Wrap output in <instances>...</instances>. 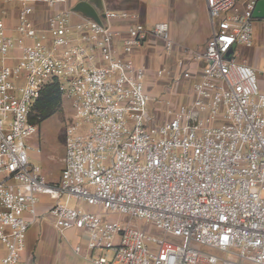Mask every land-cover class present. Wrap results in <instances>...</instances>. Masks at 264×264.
Wrapping results in <instances>:
<instances>
[{
	"label": "built area",
	"instance_id": "obj_1",
	"mask_svg": "<svg viewBox=\"0 0 264 264\" xmlns=\"http://www.w3.org/2000/svg\"><path fill=\"white\" fill-rule=\"evenodd\" d=\"M70 1L83 0H43L42 26L27 0L13 29L0 20V264H24L39 218L76 232L73 251L91 264H264V72L258 83L235 60L253 47L260 0H205L211 36L202 52L180 48L175 71H155L171 78L161 95L130 55L148 38L172 53L168 24L122 10L96 22ZM53 82L71 115L50 182L29 163L39 128L29 116Z\"/></svg>",
	"mask_w": 264,
	"mask_h": 264
},
{
	"label": "crops",
	"instance_id": "obj_2",
	"mask_svg": "<svg viewBox=\"0 0 264 264\" xmlns=\"http://www.w3.org/2000/svg\"><path fill=\"white\" fill-rule=\"evenodd\" d=\"M21 0H0V20H2L8 30L13 29L17 22L18 11ZM35 8L34 19L39 26L45 22L49 14L43 0H27ZM90 4L97 14L104 10L126 11L139 16V22L149 26L158 22L167 23L169 26L170 37L175 44L172 53H167L162 47V43L153 38H148L137 48H134L131 59L147 68L148 78L155 77V71L159 68H166L167 63L171 62L174 70L175 60L184 56L180 48L188 51H203L208 39L211 36V23L208 15L205 0H83ZM76 3L69 2V6ZM129 22H115L116 29L124 31ZM253 26L259 32L264 30V0H260L253 12ZM124 34H122V37ZM254 45V43H253ZM249 49H253L249 48ZM256 59V58H255ZM243 63L254 68L252 60H243ZM168 79V78H167ZM168 79L167 85H170ZM166 85V86H167ZM49 200L40 197L38 214L43 215ZM38 221V223H36ZM27 231L25 253L30 256V264H54L55 257L60 245L59 237H70L72 230L60 234L53 227L48 218H39ZM45 222H48L46 224ZM75 233V232H74ZM69 239V238H67ZM90 264V263H89Z\"/></svg>",
	"mask_w": 264,
	"mask_h": 264
},
{
	"label": "rangeland",
	"instance_id": "obj_3",
	"mask_svg": "<svg viewBox=\"0 0 264 264\" xmlns=\"http://www.w3.org/2000/svg\"><path fill=\"white\" fill-rule=\"evenodd\" d=\"M253 36H254V45L253 49H246L244 47L239 48L237 51L238 54L235 58L237 62H242L243 60L250 61L254 63V68L258 75V83H260L261 73L264 72V30L259 32L253 26ZM193 52H202L198 50H193ZM256 58V59H255ZM172 64L171 62L167 63L166 70ZM168 68V69H167ZM146 86L152 94L161 95L166 91V85L168 83L167 76H164L160 79L150 76L146 80ZM181 92V91H180ZM183 92V91H182ZM71 115V109L69 102L62 99V109L60 114L46 120L38 128V132L34 135L31 140V144L37 151L32 152L30 155L29 163L39 165L45 175L46 179L50 182H55L58 179L59 172L62 168V157L64 154V132L65 128L69 123ZM70 206H76V203L71 201ZM39 212L37 208V213ZM123 224L128 225L130 229H138L146 232L154 237H158L161 234L159 231L153 229L151 225L145 221L132 220L129 222V218H122ZM38 223V221L36 222ZM48 224V222H45ZM34 226V225H32ZM31 226V228H32ZM29 228V229H31ZM77 233L72 232L70 237H59L60 245H58V252L55 257L54 264H89L83 254L77 255L73 251V247L79 242ZM69 238V239H67ZM83 246L84 242L79 243ZM1 248V247H0ZM24 255V254H23ZM30 256L28 253H25V259H23L24 264H30ZM91 264V263H90Z\"/></svg>",
	"mask_w": 264,
	"mask_h": 264
},
{
	"label": "trees",
	"instance_id": "obj_4",
	"mask_svg": "<svg viewBox=\"0 0 264 264\" xmlns=\"http://www.w3.org/2000/svg\"><path fill=\"white\" fill-rule=\"evenodd\" d=\"M62 109V95L58 84L53 82L46 85L39 93L31 107L29 121L41 126L46 120L60 114Z\"/></svg>",
	"mask_w": 264,
	"mask_h": 264
},
{
	"label": "water",
	"instance_id": "obj_5",
	"mask_svg": "<svg viewBox=\"0 0 264 264\" xmlns=\"http://www.w3.org/2000/svg\"><path fill=\"white\" fill-rule=\"evenodd\" d=\"M256 7V6H255ZM73 11L75 12H79L91 19H93L96 22H99V18L97 13L95 12V10L92 8V6L90 4H88L85 1H81V2H77L74 6H73Z\"/></svg>",
	"mask_w": 264,
	"mask_h": 264
}]
</instances>
